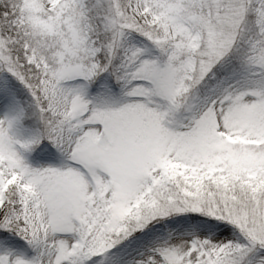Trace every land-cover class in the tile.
Returning <instances> with one entry per match:
<instances>
[{
	"label": "snow or ice",
	"instance_id": "obj_1",
	"mask_svg": "<svg viewBox=\"0 0 264 264\" xmlns=\"http://www.w3.org/2000/svg\"><path fill=\"white\" fill-rule=\"evenodd\" d=\"M0 264H264V0H0Z\"/></svg>",
	"mask_w": 264,
	"mask_h": 264
}]
</instances>
